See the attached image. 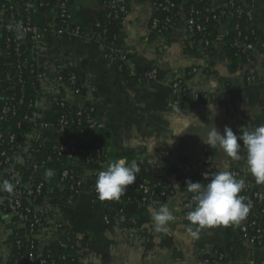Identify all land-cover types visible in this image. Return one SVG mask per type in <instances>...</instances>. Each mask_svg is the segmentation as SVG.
<instances>
[{"label":"crops","instance_id":"crops-1","mask_svg":"<svg viewBox=\"0 0 264 264\" xmlns=\"http://www.w3.org/2000/svg\"><path fill=\"white\" fill-rule=\"evenodd\" d=\"M155 1L124 0L125 16L116 27L115 40L99 37L95 29L101 17L110 16L106 0H70L69 25L79 27V34H57L54 7L35 11L34 23L44 30V37L31 48V58L42 70L38 108L45 142L59 137L53 128L57 117L53 96L62 93L72 108L95 105L98 144L106 159L140 163V172L149 181L167 176L178 189L168 170L186 156L196 170L230 171L236 167L253 185L260 186L245 169L243 147L239 161L212 149V161L202 164L208 145L199 135L213 126L223 132L225 125L239 135L264 124V37L246 52L245 61L232 68L224 50L228 22L220 26L211 55L201 42L192 44L183 18L165 34H155L151 26ZM253 1L249 18L264 31V2ZM9 21L0 10V22ZM110 52L126 53L129 69L135 73L159 67L163 78L138 83L118 70L119 63L108 56ZM67 69L78 73L84 94L63 93L64 83L56 88L58 71ZM12 70L0 31V99L12 89ZM177 78H183L190 91L186 99L173 93ZM42 156H48L46 148ZM75 162L86 168L84 160ZM47 182L41 202L47 228L41 234L45 250L56 248L83 264H264V248L251 247L238 225L204 228L193 238L190 231L196 226L186 219L188 211L184 209L190 192L177 191L163 202L174 218L166 231H156L149 207L94 198L91 177L79 193L63 184L56 172ZM20 228L21 223L0 207V264H19L14 242ZM216 246L222 248L220 256H216Z\"/></svg>","mask_w":264,"mask_h":264},{"label":"built area","instance_id":"built-area-1","mask_svg":"<svg viewBox=\"0 0 264 264\" xmlns=\"http://www.w3.org/2000/svg\"><path fill=\"white\" fill-rule=\"evenodd\" d=\"M245 1L246 0H228V3L224 5V7H221L220 5L213 7L212 0L211 6L208 5L204 9H197L193 6L189 12L186 13L171 0H156L154 2L155 12L151 21L152 31L157 35L165 34L175 22L183 18L187 25L189 36H193L197 32L205 30L204 22L210 20L211 16L209 13L213 12L215 8H220V16L227 15V19L225 21H220L219 19L220 26L236 16L248 15L249 8L254 5H250ZM106 2L110 7V16L112 19L117 20L125 13L126 8L124 0H106ZM41 5H44V3H41ZM27 6L32 7L33 5L28 4ZM54 8L57 12L56 32L58 35L66 36L71 33H82V30L79 27L76 26L71 28L69 25L70 0H57V4ZM12 9L13 7L9 8V10ZM0 10L8 15V9L5 5H0ZM158 12H160L161 15H158ZM9 23L10 25L14 24L13 13L10 15V21L8 24ZM4 24L6 23L0 22V31L4 28ZM101 26V22L98 21L96 27ZM23 29L24 41L32 42L36 47L42 42L44 30L34 22H31V19L28 20L27 24L23 25ZM107 32L108 29L103 28V34H106ZM97 34L99 37H102L100 32L97 31ZM202 44L207 52V48L211 45V40L209 38H205L202 40ZM235 45L239 48H244L245 50H252L254 48V44L248 40V35H243L241 30L237 32ZM108 56L119 63L118 70L121 73L124 74V68L126 66V74L130 77L134 76L135 78L133 79L138 83L156 82L159 80V67L154 66L145 69L142 74L139 72L135 73L129 69V56L126 53L115 54L114 52H110ZM196 70V68H193V71ZM40 78L41 73L39 74V79ZM80 79L81 78L77 72L70 73L69 78L66 80L57 76L56 88L60 89V84L64 83L66 87L63 88V93L66 94L67 92L74 96L82 95L83 82ZM172 90L175 95L184 99L188 98L190 94L183 78H177L173 81ZM39 93L41 95L42 85ZM55 96L57 97V104L62 110L59 113V117H57L54 126L59 138L64 139L59 142H55L53 150L57 152L58 155L67 154L71 160H77V147L72 141H64L71 133L69 114L72 107L69 106V104L67 105L69 102L62 93H57ZM10 111L11 107L9 105L5 106L2 111L3 118L6 117ZM94 112L95 109L92 107L88 113L85 114L88 118L87 124H83V121H79V125L82 123L80 132L82 134L87 133L89 138L93 136L94 130L98 128L96 118L91 117V113ZM82 113V111H78L76 114L80 116L83 115ZM24 121L28 123V127L24 132L22 140L17 145H13L9 152L5 151L2 153L4 160L1 163L3 168L0 172V176L2 180L8 179L14 187L12 192H6L5 196L0 197V202L2 201L4 203L5 207L3 209L7 210L8 214H12L15 219L21 223L20 229L24 228L26 230L25 238L30 241V246L32 247L29 252H24L22 250L23 238L18 233L20 229L17 230L15 233V242L17 245L16 252L19 264H26L27 262L30 264H57L54 260H58L60 256L53 254L48 249L45 250L43 247L44 238L41 237V234L45 232L47 228L45 225L44 214L41 210V202H39V198L44 195L45 184L48 181V179L44 176L45 171H43V169L50 157L51 149L46 146L42 133H40L39 129L41 127V122L37 123V117L25 116ZM2 138L3 134L0 131V140H2ZM14 140L15 136L11 135L10 141L14 142ZM45 148L48 150V156H42ZM205 152L206 157L202 164L207 165L213 158L212 148L206 146ZM91 159L94 158L86 157V159H84L86 163L84 174L82 177L78 178L76 185H72V189L75 193L83 191L85 189H83L85 182H87V179L91 177V170L87 167V162ZM96 163L98 165L100 164V162L97 161ZM184 167L189 173L196 171L199 176H203V173L206 172L203 168L196 170L189 160L184 161ZM23 171L27 173V179H22ZM230 172L237 180H242L244 182L245 188L241 192V195L245 197V202L250 205L248 215L239 223L242 236L251 247L264 248V184H261L260 186L253 185L249 176L239 168L233 167ZM36 175L37 178H34ZM69 177V172L64 170L59 179L63 184H65ZM149 182V180L144 179L142 182L133 183L128 186L123 195L130 193L128 199L129 201L135 202L142 207H154L155 204L159 203V201L153 195V189ZM90 190L91 192L96 193L95 184H93ZM140 191L145 195L139 196L138 192ZM105 220H110L107 214L105 215ZM36 229H38L40 233L35 232ZM62 255V258L64 259H66V257H70L73 261H79L80 264H83L79 258L74 255H70L69 253H63Z\"/></svg>","mask_w":264,"mask_h":264},{"label":"trees","instance_id":"trees-1","mask_svg":"<svg viewBox=\"0 0 264 264\" xmlns=\"http://www.w3.org/2000/svg\"><path fill=\"white\" fill-rule=\"evenodd\" d=\"M0 5H5L8 9V16L12 15L13 13V19L14 24L13 27L17 22L21 23L22 25L27 24L28 20L31 19V22H34V13L35 11H44L48 10L50 8H53L57 4V0H0ZM175 2L184 12L188 13L189 10L195 6L197 9H204L208 5H212V0H171ZM264 2V0H261ZM248 4H253L255 6V3L253 0H246L245 1ZM41 3H44V5H41ZM228 3V0H213V7L216 5H220L221 7H224ZM28 4H32V7L27 6ZM48 4V5H47ZM10 7H13L12 10H9ZM217 7V6H216ZM210 14V20L205 21V30L202 32H197L195 35L190 36V40L193 41L192 44H198L202 43V40L205 38H209L211 40V45L207 48V52L209 54H213V43L219 36V28H220V21H225L227 19L226 16H220V8H215L213 12ZM158 15H161L160 12H158ZM125 13L122 14V16L115 20L112 19L111 16H103L99 20L101 22V27H96L95 29L102 34V37L114 40L116 39V27L119 24V22L124 18ZM220 19V21H219ZM177 21V20H176ZM229 23V34L225 38V55L230 61V65L232 68H236L238 65H240L243 61H245L246 57L248 56L246 52L248 50H245L244 48H239L235 45V39L237 36V32L241 30L243 35H248V40L254 44V48L257 45L258 41L264 37V31L255 26L252 22V20L249 18L248 15L243 16H236L228 21ZM10 23L4 24V28L2 29V40H3V46L7 50L10 58V62L13 64V70L10 74L11 80H12V89L10 90L8 96L4 99H0V131L3 134L2 140H0V172L3 168V165L1 166L2 161L4 160V156L2 155L3 152H9L10 148L13 145H17L23 138L24 132L26 128L28 127V123L24 121L25 116H36L37 117V123L41 122L40 119V110L37 106V102L40 98V90H41V82L39 79V74L42 72V70L38 67L37 63L31 58V48H33L34 44L32 42H27L22 39H17L15 32L9 30ZM103 28H107L108 32L106 34H103ZM171 28V27H170ZM169 28V30H170ZM19 47V48H17ZM253 48V49H254ZM72 72H76L74 69H67L62 70L58 72L57 76H60L63 80H66L69 78V74ZM127 73L126 66L124 68V74ZM139 73H143V70ZM164 75V72L159 70V79H162ZM131 78H135L134 76H131ZM189 78V75H187L184 79ZM82 81V79H80ZM82 94H84V88L82 90ZM189 97V96H188ZM56 96H53V103L55 106V110L57 113V117H59V113L61 112L60 106L57 104ZM69 103H67L68 105ZM9 105L11 107V111L8 113L6 117L3 118V108L5 106ZM70 106V105H69ZM95 108V105L88 104L83 107H75L71 109V112L69 114L70 122H71V133L70 136L65 139L64 141H72L73 144L77 147V157L78 159L84 160L86 157H92L94 159H91L87 162V167L89 170H91V180H92V186L95 184V178L96 173L98 171L103 170V166L106 165L108 160L105 157L104 152L102 151L101 147L98 144V138H97V129L94 130L93 136L91 138L88 137V134H82L80 132V128L82 123L79 125V121H83V124L88 123V118L85 114L88 113V111L91 108ZM78 111H82L83 115L78 116L76 113ZM56 117V119H57ZM91 117L96 118V114L91 113ZM55 129V126H53ZM53 129V130H54ZM52 131V130H51ZM56 131V130H55ZM53 132V131H52ZM11 135L15 136L14 142L10 141ZM59 136V135H58ZM64 138H59L57 140L48 141L46 140V146L51 149V154L49 159L47 160L45 164L46 169H53L54 172L58 174L60 177L62 172L64 170H67L69 172L70 177L66 181L65 185H68L69 187L72 185H76V181L78 178L82 177L84 174V168L78 166L75 162V160H71L67 154L58 155L57 152L53 150V146L55 142H59ZM187 160L186 156H182V163L177 166L171 167L169 171V175L175 177L176 181L179 184L178 189L174 186L173 182L166 176L162 177L158 180H151L149 184L152 186V193L155 196V198L159 201V203L155 204L154 207H159L163 204V202L167 201L169 198L174 196L176 192L179 193H187L189 192L186 187V181L188 179H191L192 181H200L202 183H207V181L204 179L203 176H199L196 171L189 173L186 171L184 167V161ZM85 161V160H84ZM97 162H100L98 165ZM23 166V165H22ZM139 169L142 167L139 164H137ZM24 168V167H23ZM206 172H213L212 170H206ZM34 178H37V175L34 176ZM22 179H27V173L23 171L22 173ZM145 178L142 176L141 172L137 175V179L134 183L142 182ZM0 182H2V178L0 176ZM47 185L48 182L45 184L44 188V195L43 197L39 198V202H42L44 199V196L46 195L47 191ZM86 187L85 186L83 189ZM6 191H0V197L5 196ZM151 194V193H150ZM149 194V196H150ZM139 196H144L145 194L143 192H138ZM148 195V194H147ZM92 196L96 199L98 198V195L95 192H92ZM130 193H126V195H122L118 201L121 203H126L129 200ZM194 194L191 193L189 200L185 203V211H189V206H194ZM1 209L8 213L7 210H4L3 208L4 203L0 202ZM232 225V224H231ZM222 227H228V226H222ZM238 228L240 231V226L238 224ZM35 232H39L38 229L35 230ZM241 232V231H240ZM20 236L23 238L22 243V250L24 252H29L30 248V241L27 240L26 237V230L24 228L20 229L19 232ZM40 233V232H39ZM242 235V233H241ZM40 238V235H39ZM15 248L17 249L16 242H14ZM216 256H220L219 252L222 251L219 246L215 247ZM53 254H57L60 256L58 260H54L57 264H80L79 261H73L70 257H66V259L62 258V252H59L56 248H53L52 251ZM51 262V261H50ZM30 264V263H26Z\"/></svg>","mask_w":264,"mask_h":264},{"label":"clouds","instance_id":"clouds-1","mask_svg":"<svg viewBox=\"0 0 264 264\" xmlns=\"http://www.w3.org/2000/svg\"><path fill=\"white\" fill-rule=\"evenodd\" d=\"M9 30L16 33L17 39L24 36L23 25L19 22L9 25ZM182 134V133H181ZM180 135V134H175ZM202 142L212 149L223 152L233 160H241V148L245 150V169L258 184H264V124L242 131L239 135L230 126L225 125L223 132L217 126L199 135ZM242 142V143H241ZM140 169L135 161L128 162L124 158L110 160L103 166V170L96 173L95 191L102 201L120 199L128 186L132 185ZM55 175L53 169H46L44 176L50 179ZM207 183L200 181H186L187 190L194 194V206L186 214L191 225L196 226L190 231L193 238L204 228L215 226L238 225L249 213L250 205L245 202L241 192L245 188L242 180L226 168L213 172H204ZM13 184L8 179L0 182V191L12 192ZM151 219L156 231H166L167 224L174 218L172 211L166 204L158 209L149 206Z\"/></svg>","mask_w":264,"mask_h":264}]
</instances>
